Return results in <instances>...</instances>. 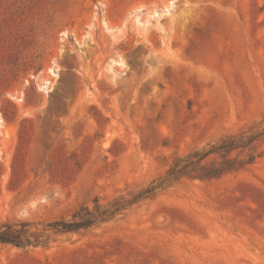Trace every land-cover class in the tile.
Segmentation results:
<instances>
[{"label":"rangeland","instance_id":"rangeland-1","mask_svg":"<svg viewBox=\"0 0 264 264\" xmlns=\"http://www.w3.org/2000/svg\"><path fill=\"white\" fill-rule=\"evenodd\" d=\"M263 113L264 0H0V223L67 219ZM0 264H264V158Z\"/></svg>","mask_w":264,"mask_h":264},{"label":"trees","instance_id":"trees-1","mask_svg":"<svg viewBox=\"0 0 264 264\" xmlns=\"http://www.w3.org/2000/svg\"><path fill=\"white\" fill-rule=\"evenodd\" d=\"M264 158V113L233 131L226 132L200 147L172 158L162 175L146 185L126 187L106 200L94 198L69 218L55 219L41 229L30 222L0 223V244L17 247L46 246L50 237L73 234L116 219L140 203L154 198L159 192L183 178L209 181L236 173Z\"/></svg>","mask_w":264,"mask_h":264},{"label":"bare ground","instance_id":"bare-ground-1","mask_svg":"<svg viewBox=\"0 0 264 264\" xmlns=\"http://www.w3.org/2000/svg\"><path fill=\"white\" fill-rule=\"evenodd\" d=\"M47 83V82H46Z\"/></svg>","mask_w":264,"mask_h":264}]
</instances>
